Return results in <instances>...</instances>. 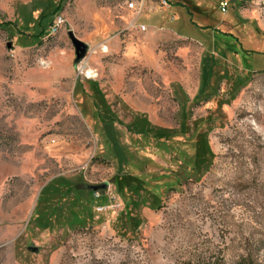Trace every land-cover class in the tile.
Segmentation results:
<instances>
[{
    "label": "rangeland",
    "instance_id": "374dc122",
    "mask_svg": "<svg viewBox=\"0 0 264 264\" xmlns=\"http://www.w3.org/2000/svg\"><path fill=\"white\" fill-rule=\"evenodd\" d=\"M125 1L0 0V21H10L0 24V264H264V0H227L225 11L221 0H167L162 15L197 40L141 30ZM160 1L144 0L141 11ZM58 12L64 23L50 34ZM69 29L88 43L75 76L99 81L119 141L155 159L143 177L181 175L139 204L98 211L94 202L75 227L72 205L93 201L59 174L113 187L117 164L100 122L76 104L82 95L31 102L11 84L15 63L49 66L55 46L74 59ZM184 114L186 134L170 150L123 125L134 115L158 135ZM191 134L197 156H209L202 168L191 165Z\"/></svg>",
    "mask_w": 264,
    "mask_h": 264
},
{
    "label": "crops",
    "instance_id": "0c3cea01",
    "mask_svg": "<svg viewBox=\"0 0 264 264\" xmlns=\"http://www.w3.org/2000/svg\"><path fill=\"white\" fill-rule=\"evenodd\" d=\"M170 7L171 5H169L168 3L167 5H159V7L152 8L147 12L140 11L139 13L136 14L135 19L139 20V23L145 24L146 28L152 32L155 31L153 27L161 28V29H164L167 33H171L178 37L197 40L196 38L191 37V35L188 36L187 34H183L181 30L178 29L174 25L173 22L176 19L174 14H171V15L169 14L168 16L165 14L162 15V13H164L167 9H170ZM143 13H146L147 20H142L140 18V15ZM60 47L61 46H58V47L55 46L54 47L55 50H50L51 52H50L49 58H50L51 64H49V66L34 63L24 68L22 67L21 69V64L15 63V66L13 67V70H12L13 77L11 78L13 95L17 97H19L20 95H23L27 97V99L31 102H34L36 100H42V99L44 100L47 99L51 101V97L53 96L54 97L68 96V95L73 96L74 85H75V82L78 81V85L76 87L77 88L76 95H83L85 93V95L92 96L100 92L104 94L105 96V92L101 88L99 81L97 79L91 78V77L87 78L86 79L87 85L85 86L84 82L80 78H77L75 76L72 52H71L70 47L63 46V49H62L63 53H59V50H56V48L58 49ZM80 69L86 72H89V69L84 67L83 65L80 66ZM114 126L115 128L118 129L116 123H114ZM160 126H163V125H160ZM143 156L147 158L143 160V158H140L139 156H137L136 158L137 160L135 159L136 162H134L137 168L133 169V170H136L133 173L139 174L140 173L138 170L139 163L140 161H144L146 164H144L145 165L144 173L140 174L142 177L144 174L149 173L146 171H148L150 164L156 163L155 159H153L149 155L143 154ZM115 173L116 172H114V175ZM59 175H62L65 178V180L68 182V184H72V185L75 184V186L78 188L80 187L84 188L83 183H88L87 181H85L83 175L80 172L76 174H59ZM151 178L152 177H148L144 179H151ZM111 189H112V193L115 194L116 196L118 195V197L120 198L122 202L124 200L126 205L130 204L131 202L141 203V201H144V202L146 201L145 194H143L144 191H142L143 193H140V194H134L136 195L134 196V195H131L127 189H124L126 194L122 195L121 197L116 192L114 184H113V187L111 186ZM158 191H161V187L159 188V190H157V194H158ZM152 194L155 195V192ZM154 195H152L153 199L158 196V195L157 196L156 195L154 196ZM131 196H133V198ZM108 199L109 197L106 194H102L99 197L95 198L94 200L91 199L93 202L89 203V205L87 204L85 205L83 203H77L75 207L74 205H72L73 213H75L74 214L75 218L73 219L75 225H78L81 223H84L82 225H86L87 224L86 220L88 218L87 212H91L93 203L95 202V204H97V203L107 202ZM51 229H54V228H51Z\"/></svg>",
    "mask_w": 264,
    "mask_h": 264
},
{
    "label": "trees",
    "instance_id": "16d2710c",
    "mask_svg": "<svg viewBox=\"0 0 264 264\" xmlns=\"http://www.w3.org/2000/svg\"><path fill=\"white\" fill-rule=\"evenodd\" d=\"M63 1V0H60ZM61 7V3L58 2L55 11H57V9H59ZM193 21V20H192ZM10 21H0V24H5L8 23ZM209 24H202L201 27H208ZM43 31V29H42ZM200 60H202V58H200ZM208 64V62H205V66ZM210 65V64H208ZM201 72V69H200ZM78 85V81L75 82L74 85V90H73V96L76 99V87ZM202 87H203V82L200 79V85L198 88V92L202 91ZM208 95H205V97H207ZM82 104V107L86 110L88 109V111L91 112V119L93 120H98L101 124V130L104 134V138L105 141L109 144L110 148L106 149V152L109 154H111L115 159V162L117 164L116 167V173L113 176V184L115 186V190L116 192L122 197V195L126 194L124 189H127L129 191V193H131V195L133 194H140L143 193L142 191H144V193L146 191L150 192L151 195H154L152 193L155 192V195L157 196V190H159V188L161 187V185L163 184H167L168 186H176L175 184H173L174 182H176V184L180 183L178 182V177H181V175H178V173L175 174V178L174 179H170L168 178L167 180H165V182H162V178L165 175H155L153 178H151L152 180H154L152 183V187L148 188L147 184L151 181L150 179H144L140 174L144 173V168L146 164L144 161H140L139 163V174L137 173H133L136 170H126V172H124V167L130 163H134L136 162V158H137V154L136 156L134 155V153H132L130 151V149L128 148L129 146H125L122 142L119 141V138L117 137L118 133L117 131L119 129L115 128L114 126V122H113V116L115 117L116 112L114 109L111 108L110 104L107 103V99L105 98L104 94L102 93H97L95 95L92 96H88L85 95V93L82 95V99L80 101L76 100V104L78 105ZM124 104V103H123ZM79 106V105H78ZM126 107V106H125ZM134 116V115H133ZM131 116L130 120L127 121L128 123L123 124L126 127V130H128L130 132V134H134L136 135V137H139L137 139L140 138H144V137H148L149 139L152 138V141L154 143H156L158 146L162 147L163 149H168L170 150V147H176L179 148L180 146L178 145L180 142H182L180 139H177L176 136L182 135L185 136L186 134V115L184 114V116L182 117V120L180 121V124L178 126V128H170V127H165L162 126V128L165 130V132H163V134H159L156 133L158 135H155L153 133H151L149 130H146L143 128V126L141 125V123H135L137 122V119L135 117ZM134 122V123H133ZM147 124H151V123H147ZM163 130V131H164ZM151 133V134H150ZM194 135L191 134V136L186 137L187 139L191 140V147L195 150V152L193 153V155H191V165H193L194 167L196 166H201L204 167L205 162L209 161V156H204V157H200L197 156V151H196V146H195V142H194ZM134 138V137H133ZM112 149V150H111ZM209 148L206 147L204 148L203 151H209ZM111 150V151H110ZM210 152V151H209ZM197 158V159H195ZM136 159V160H135ZM135 164V163H134ZM188 178V175H183L182 180ZM171 180V181H168ZM84 188L80 187H76L75 184L72 185L75 187V189L79 190V189H86L88 190L91 194V199H93V189L89 188L87 185L88 184H99V183H83ZM71 185V184H70ZM98 189H103V188H98ZM142 189V190H141ZM143 193V194H144ZM154 195V196H155ZM133 198V196H131ZM34 211V210H33ZM131 220L136 221L135 217H130ZM84 223L78 224V225H82ZM72 225H75V223H72ZM242 264H250L249 257L247 256H243L242 259Z\"/></svg>",
    "mask_w": 264,
    "mask_h": 264
},
{
    "label": "built area",
    "instance_id": "2783aa9c",
    "mask_svg": "<svg viewBox=\"0 0 264 264\" xmlns=\"http://www.w3.org/2000/svg\"><path fill=\"white\" fill-rule=\"evenodd\" d=\"M126 5L135 10L137 13H139L142 9V4L144 2V0H126ZM168 1L164 0V4H160V5H167ZM228 5V1L227 0H221L220 1V9L222 11H225ZM64 16L62 12H58L56 13L52 23L50 24L49 30H59L61 25L64 23ZM139 28L141 30H145L146 29V25L143 23L138 24ZM39 62L41 64H44L46 61L45 59H39ZM102 194H106L109 199L107 202H103V203H97L94 205L95 209L98 211H104V210H109V209H113L118 210L122 207V201L120 199L117 198V196L115 194L112 193V189L110 184L108 183L107 186L103 189H93V197L94 199L99 197Z\"/></svg>",
    "mask_w": 264,
    "mask_h": 264
},
{
    "label": "water",
    "instance_id": "95a60500",
    "mask_svg": "<svg viewBox=\"0 0 264 264\" xmlns=\"http://www.w3.org/2000/svg\"><path fill=\"white\" fill-rule=\"evenodd\" d=\"M68 35L74 48L73 61L74 63H77L86 55L88 51V43L80 39L71 29L68 30ZM107 184L108 182L105 181V182H100L99 184H89L88 187L92 189L105 188ZM28 248L34 251L39 249L37 245H31Z\"/></svg>",
    "mask_w": 264,
    "mask_h": 264
},
{
    "label": "bare ground",
    "instance_id": "6f19581e",
    "mask_svg": "<svg viewBox=\"0 0 264 264\" xmlns=\"http://www.w3.org/2000/svg\"><path fill=\"white\" fill-rule=\"evenodd\" d=\"M161 4H164V0H161ZM56 31H59V30H50V34H54Z\"/></svg>",
    "mask_w": 264,
    "mask_h": 264
}]
</instances>
